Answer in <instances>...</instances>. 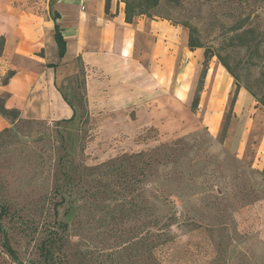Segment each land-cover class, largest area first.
Here are the masks:
<instances>
[{"label":"rangeland","instance_id":"374dc122","mask_svg":"<svg viewBox=\"0 0 264 264\" xmlns=\"http://www.w3.org/2000/svg\"><path fill=\"white\" fill-rule=\"evenodd\" d=\"M263 6L264 0L195 2L163 7L152 20L168 17L165 21L186 36L183 25L195 27L204 47L261 97ZM238 27L252 28L257 36L231 41ZM194 51L201 57L184 102L174 100L171 85L168 105L150 104L158 109L151 119L140 115L141 104L115 118L91 115L78 80L69 88L80 109L72 122L20 120L0 131V204L8 209L0 264H44L45 249L54 264H149L146 237L154 217L159 224L153 231L165 232L153 250L160 264H264V185L256 157L264 120L258 124L256 112H250L254 130L242 141L243 153L239 135L233 145L226 144L232 98L230 110L213 127L208 71L198 107L191 108L204 48ZM212 61L219 62L213 57L208 69ZM252 98L255 109L264 111ZM150 157L154 163L132 195L106 167L127 159L145 166ZM3 238L18 262L1 247Z\"/></svg>","mask_w":264,"mask_h":264},{"label":"crops","instance_id":"0c3cea01","mask_svg":"<svg viewBox=\"0 0 264 264\" xmlns=\"http://www.w3.org/2000/svg\"><path fill=\"white\" fill-rule=\"evenodd\" d=\"M123 11L117 0L110 1L107 12L105 0H0V97L5 108L18 110L20 120L58 123L72 118L74 111L77 118L80 109L67 102L75 101L69 88L78 80L91 115L115 118L141 104L140 115L151 119L158 109L150 104L168 105L171 85L174 100L183 103L201 53L190 51L188 36L167 21L137 18L127 23ZM55 25L65 42L63 57L58 54ZM206 82L212 87L209 109L215 127L230 110L228 98L235 85L217 61H212ZM255 108L252 96L240 88L230 110L226 144L233 145L239 135L238 150H243L242 141L254 130L250 112H256L258 124L264 120V111ZM9 123L0 116V131ZM256 157L264 185V135Z\"/></svg>","mask_w":264,"mask_h":264},{"label":"trees","instance_id":"16d2710c","mask_svg":"<svg viewBox=\"0 0 264 264\" xmlns=\"http://www.w3.org/2000/svg\"><path fill=\"white\" fill-rule=\"evenodd\" d=\"M111 0H105V10L106 12L109 10ZM211 0H123L124 3V17L125 21L127 23H131L135 18L140 16H145L149 19H153L155 17H159V10L163 7H171V8H180L185 4L188 3H209ZM264 7V6H263ZM251 11L244 17L245 19H248L251 16ZM167 16V15H166ZM161 18L165 20H170L168 17L160 16ZM55 19V16L53 17ZM185 28L188 29V37H187V47L190 51H194L196 49L204 48L203 52V63H202V69L200 71L199 80H198V86L195 92V96L191 103V108L193 110H196L199 104V92L202 90V86L204 84V80L208 71V62L213 58L217 57L220 64L223 66V68L230 74V76L234 80V95L231 99V104L234 103L236 94L239 91L240 88H244L252 97L256 99L258 104L264 109V96H257L255 92L251 89L249 85L242 86L239 83V79L237 78V75L233 73L228 66V64L222 59V57L219 54L213 53L212 50L209 48H205L203 43L200 40L199 33L195 27H192L188 23H185L183 25ZM239 30H242L241 27L235 28L232 31L234 32L233 37L230 38L231 41L236 42H242L243 38L245 37H256L257 33L254 29L248 28L244 29L239 32ZM55 41L58 47V54L60 57H63L65 54V42L62 37V34L60 32V29L57 25H55ZM3 46V39L0 38V52ZM11 73H8V75L3 79V83L5 84L8 79L10 78ZM70 106H73V102L68 101L67 102ZM0 116L4 119H6L10 124H14L20 121L19 118V111L16 109H6L4 106V99L0 97ZM75 111L72 118L68 120H63L58 123H67L72 122L75 119ZM1 133V132H0ZM143 154L139 153L136 155V158L139 159ZM151 158V157H150ZM151 161L145 166H142L140 163V160L136 161H130V159L120 162H117V160L110 161L106 167L109 172H114L116 176V181L119 183V185H123L122 189L128 193L133 194L140 188L139 186L144 182L145 172L147 168L152 167L153 165V159H150ZM136 162V163H135ZM8 213V209L5 205L0 204V232L2 237L5 236L3 227H2V221L6 217ZM159 224L158 218L154 217L149 224V230L147 231V253L149 256V264H160V262L156 259V257L153 256V250L157 247L158 242H162L161 238L165 234V232L160 229L159 231H153V229ZM1 247L5 250L6 254L10 256L14 261L18 262L17 255L11 245L9 244V241L6 238H3V242ZM53 258V257H52ZM51 258V252L50 249H45L44 252V264H54L53 259Z\"/></svg>","mask_w":264,"mask_h":264}]
</instances>
